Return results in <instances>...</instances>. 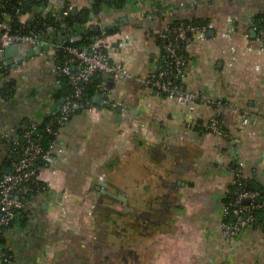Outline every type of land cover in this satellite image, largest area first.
Masks as SVG:
<instances>
[{
	"label": "crops",
	"instance_id": "0c3cea01",
	"mask_svg": "<svg viewBox=\"0 0 264 264\" xmlns=\"http://www.w3.org/2000/svg\"><path fill=\"white\" fill-rule=\"evenodd\" d=\"M67 1L77 9L64 19ZM124 2L109 5L105 16L99 15L102 7L94 8L95 0H48L36 10L61 23L50 44L72 37L93 42L110 30V58L123 62L134 78L103 75L98 85V94L107 96L103 105L77 114L61 131L40 173L49 189L6 233L13 264H264L261 227L247 228L233 239L219 227L236 164L264 186V41L256 25L264 18V0ZM32 16L23 15L22 23ZM230 18L239 20L236 33L230 31ZM178 21L208 23L207 31L193 35L183 87L227 104L222 120L231 138L202 130L213 115L206 105L181 106L154 95L140 81L155 74L161 61L150 34ZM77 28L90 33L76 34ZM23 48L34 57L18 62V51L0 57V171L21 127L42 124L61 111L65 99L51 48L45 56L35 47ZM4 71L15 81L11 96L3 93ZM103 192L123 196L130 208L148 213L154 222L133 227L135 216L129 213L109 223L105 214L118 200Z\"/></svg>",
	"mask_w": 264,
	"mask_h": 264
},
{
	"label": "built area",
	"instance_id": "2783aa9c",
	"mask_svg": "<svg viewBox=\"0 0 264 264\" xmlns=\"http://www.w3.org/2000/svg\"><path fill=\"white\" fill-rule=\"evenodd\" d=\"M27 1L22 0L19 5L23 6ZM109 1L111 0H95V3H101L103 8L99 13L100 16H105ZM76 9L74 2H65L61 13L62 18L71 17ZM20 12L21 9H18L17 14L19 15ZM8 22L0 21V57L4 55L6 48L10 45H29L43 49L49 47L55 63L58 85H62L59 79L62 76L69 80V85L72 87V92L65 97L62 104L61 117L52 121L46 128V132L51 138L50 150L60 137L61 131L71 122L75 114L92 113L96 110L95 103L89 98L84 87V85L90 84L94 76L104 74L117 80L134 78L123 62L113 61L110 58L109 50L112 46L113 36L107 30H104L88 47H80L75 44L76 40L73 37L59 44H50L45 40L44 33L36 30L28 32L14 30ZM238 22L237 18L229 19L232 33L237 32ZM260 23L258 34L264 41V18ZM204 31H207V27L199 28L185 22H180L179 25H174V22L160 25L150 36L157 43L160 54L165 55L166 63L155 74L140 81L154 95L166 96L181 106L192 103L206 105L213 115L208 122L200 127L219 138L227 139L231 137L222 120V114L227 104L221 100L207 99L199 94L186 91L183 87L187 78L188 64L185 53L188 52L193 35ZM245 36L250 37L248 31ZM40 54L45 56L46 53ZM60 55H63V62L58 64ZM234 112L237 113V110ZM248 123L249 118L244 116L243 125ZM30 125L29 129L27 126L21 127L24 132L23 137L12 139V150L7 158L9 169L0 173V237L6 236L17 219L27 218L26 212L29 203L49 189L40 179L41 172L38 165L49 162L50 152L46 153L41 144L33 137V132L41 124L34 122ZM54 125L58 127L57 130L54 129ZM250 180L245 166L236 164L233 168L231 186L238 187V190L232 191L229 188L221 209L219 223L220 230L227 239H233L247 228L260 227L256 213L264 210V194L259 190L250 189ZM228 196L231 197L229 201H226ZM245 201H249V203L245 204ZM262 230L264 231V228ZM13 262L14 254L11 249L0 243V264H13Z\"/></svg>",
	"mask_w": 264,
	"mask_h": 264
},
{
	"label": "trees",
	"instance_id": "16d2710c",
	"mask_svg": "<svg viewBox=\"0 0 264 264\" xmlns=\"http://www.w3.org/2000/svg\"><path fill=\"white\" fill-rule=\"evenodd\" d=\"M21 1L22 0H0V21L8 22L7 20H10L8 23H10V25L13 27L14 30H19V31H24V32H28L30 30L40 31V32L44 33V38L46 41H48L50 39H56V35L58 34V32L60 30V24L61 23L54 21V19H52L48 16H45L40 12H38V13L36 12V10L40 6L46 5L48 0H28L27 2H25L23 4V6L19 5ZM124 3H125L124 0H122L121 3L118 2L117 4H116V2H113V0L109 1V5L114 4L118 7H122V5ZM100 7H102L101 3L96 2L94 8H97L96 10H98ZM18 9H21V12L19 15L17 14ZM28 13H31V14L35 13V14L24 25L21 22V18L23 15L28 14ZM82 14H84V16L86 18V17H88V15L90 13H89V11L83 10ZM180 22H185L186 24H190V25H193V26H196L199 28H204V27L208 26L207 21H178V22H174V25H179ZM256 25H257V28L259 30V28L261 27V23L257 22ZM107 32L109 34H112V32L110 30ZM82 43H85V44H82ZM75 44L77 46H80V47H88L91 44V42L76 41ZM185 56H186V58H188V52L185 53ZM62 57H63V55L59 56L58 64L63 62ZM160 58H161V61H160V65H159L158 70L163 68L165 63H166L164 54H161ZM7 68L8 67H6L5 70H7ZM4 75H6V77L8 78L9 74H8V72L4 71ZM103 75L104 74H98V75L94 76L93 79L91 80L90 84L84 85L85 92L87 93V95L89 96V98L92 101H93L94 96H96L99 92L98 85L103 81ZM59 79L61 80L62 85H64V87L62 88V91H60V92L63 93V97L65 98L66 96H68L69 93L72 92V87L69 85V80L66 77L61 76V78H59ZM14 92H15V81L8 78V80H6V82L4 84L3 93L5 96L6 95L11 96V95H13ZM75 115H77V114H75ZM59 117H61V112L47 117L46 120L37 128V130H35L33 132L34 139L38 143L41 144V146L44 148L46 153L50 152V141H51V138L49 137V135L46 132V128L52 121H54L55 119H57ZM26 126L29 129L31 125L27 124ZM54 129L57 130L58 127L56 125H54ZM23 135H24V132L22 130L19 134V137L21 138V137H23ZM11 150H12V142L10 145V152H11ZM47 165H48V162L40 163L38 165L40 172L42 171V169L47 167ZM9 166H10L9 162L7 160L5 170L0 171V173L6 172L9 169ZM230 188L232 191L238 190V187H236V186H231ZM249 188L259 190L260 192H262V194H264V186H258L255 183H253L252 180H250V182H249ZM230 197L228 196V199L226 201H229ZM256 215H257V218L259 219L260 227L264 228V210L257 212ZM0 243L7 245L5 237H0Z\"/></svg>",
	"mask_w": 264,
	"mask_h": 264
},
{
	"label": "water",
	"instance_id": "95a60500",
	"mask_svg": "<svg viewBox=\"0 0 264 264\" xmlns=\"http://www.w3.org/2000/svg\"><path fill=\"white\" fill-rule=\"evenodd\" d=\"M75 20H76L77 22H79V17H78V16L75 17ZM88 32L90 33V31H88L87 29H83V30H81V29L77 28V29L75 30V33H76V34L79 33V34H83V35H85V34H88ZM251 33H252L253 37H255L256 32H255L254 30H252ZM76 34H74V37H75ZM95 34H96V35H99V34L96 33V32H95ZM75 40L77 41V38H75ZM49 50H50L49 47H46V48H44V49H43V48H39V47H35V52H36V54H40V53H42V52H48ZM16 51H18L19 54L21 55V58L18 59V62H23V61L28 60L29 58L34 57L33 52H31V54H29V55L26 54V52H24L23 45H10V46H8V47L6 48V50H5L4 55H5L7 58H9L10 55L13 54V53H15ZM4 65H8V64L5 63ZM1 66H2V64H1V62H0V70H2ZM106 98H107V96L104 95V94H97L96 96H94L93 101H94V103H97V104H99L100 106H102L103 103H104V101L106 100ZM107 103H108V100H107ZM120 109H122V108L118 107L117 112H119ZM134 111H136V110H134ZM136 113H137V112H136ZM136 113H135V114H136ZM121 119H122V118H121ZM133 119H134L133 117H130L129 120H128V121H129L128 123H129V124L132 123ZM123 121H126V119L123 118ZM103 193L108 194V196H110V197L117 198V200H118V202L115 203L114 205H112V206L109 205V208L112 209V210L114 211V213H110V214H109V217H108V218H109V219H108V222H109V223L114 224V223L117 222V221H113L114 217L116 218V220L119 221V220L122 219L121 217L123 216V214L127 215V214H129V213H131V214H136V213H137L136 209L130 208V207L128 206V200H127L126 198H124L123 196H115L114 194H111V193H109V192H103ZM248 203H249V201H245V204H248ZM145 215H148V213H146ZM111 221H112V222H111Z\"/></svg>",
	"mask_w": 264,
	"mask_h": 264
},
{
	"label": "flooded vegetation",
	"instance_id": "af4514ba",
	"mask_svg": "<svg viewBox=\"0 0 264 264\" xmlns=\"http://www.w3.org/2000/svg\"><path fill=\"white\" fill-rule=\"evenodd\" d=\"M109 197V196H108ZM110 198V197H109ZM111 200L113 199L112 197L110 198ZM115 199V198H114ZM111 211H109V212H107L106 214H105V217L107 218V217H109V214L110 213H114V211L112 210V209H110ZM135 217H134V219H135V221L133 222V227H135L136 225L138 226V224L142 221H146V220H148V222L149 223H153L154 221H153V219H150V217H149V219H147V215H145V214H142V215H140V214H138V213H136V214H133ZM124 216H126L125 214H123V216H122V218H124ZM108 220V218L106 219V221Z\"/></svg>",
	"mask_w": 264,
	"mask_h": 264
},
{
	"label": "rangeland",
	"instance_id": "374dc122",
	"mask_svg": "<svg viewBox=\"0 0 264 264\" xmlns=\"http://www.w3.org/2000/svg\"><path fill=\"white\" fill-rule=\"evenodd\" d=\"M114 220H115V221H118V220H116V218H114L113 221H114ZM111 222H112V221H111ZM128 222H129V221H128ZM116 226H117V225H116ZM116 226H113V225H112V228L114 229V227H116ZM114 230H115V229H114ZM114 230H113V231H114ZM116 233H117V232H116Z\"/></svg>",
	"mask_w": 264,
	"mask_h": 264
}]
</instances>
